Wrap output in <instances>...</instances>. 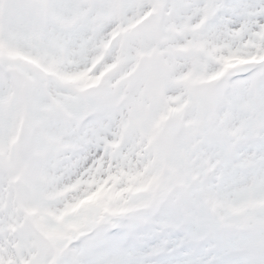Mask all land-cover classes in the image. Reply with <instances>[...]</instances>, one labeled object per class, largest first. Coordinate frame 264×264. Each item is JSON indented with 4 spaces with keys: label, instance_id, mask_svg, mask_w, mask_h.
Here are the masks:
<instances>
[{
    "label": "snow or ice",
    "instance_id": "6c2138e0",
    "mask_svg": "<svg viewBox=\"0 0 264 264\" xmlns=\"http://www.w3.org/2000/svg\"><path fill=\"white\" fill-rule=\"evenodd\" d=\"M0 264H264V0H0Z\"/></svg>",
    "mask_w": 264,
    "mask_h": 264
}]
</instances>
